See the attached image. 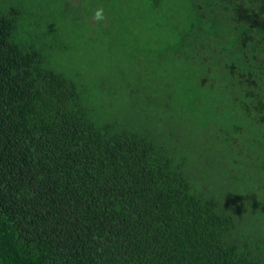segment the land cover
Segmentation results:
<instances>
[{
  "label": "trees",
  "instance_id": "trees-1",
  "mask_svg": "<svg viewBox=\"0 0 264 264\" xmlns=\"http://www.w3.org/2000/svg\"><path fill=\"white\" fill-rule=\"evenodd\" d=\"M3 1L0 264H264V0H164L113 83L73 69L102 0Z\"/></svg>",
  "mask_w": 264,
  "mask_h": 264
},
{
  "label": "rangeland",
  "instance_id": "rangeland-1",
  "mask_svg": "<svg viewBox=\"0 0 264 264\" xmlns=\"http://www.w3.org/2000/svg\"><path fill=\"white\" fill-rule=\"evenodd\" d=\"M18 1L4 0L3 2L5 5H11ZM167 1H177L182 17L185 15L184 0H165L166 3H168ZM73 2L77 3V0ZM103 2L104 0H102L101 6H103ZM163 2L164 0H113L109 8L119 19L117 21L106 20L104 26L112 31L107 42L103 40V35L99 32L103 27V22L100 25L96 22L87 32L82 31L78 40H74L75 44L79 46L75 62H73V69L79 73L78 79L83 80L88 75L96 83L102 82V79L108 83H113L115 82L114 74L117 71L121 73L128 72V70L141 71V67L137 66L136 61L144 58L143 53L147 50L148 44L155 43L156 37L161 39L160 32L157 33L158 27L155 26L154 12L159 10L161 7L159 4ZM91 5L96 4L92 3ZM168 16L171 19V22L169 19L167 21L169 27L175 28L172 14L170 13ZM77 20H75L74 26L83 27L86 20L81 18ZM181 25L182 23L179 27ZM167 40L165 37L164 42ZM62 43H71V41H62ZM75 53L73 52V55Z\"/></svg>",
  "mask_w": 264,
  "mask_h": 264
},
{
  "label": "clouds",
  "instance_id": "clouds-1",
  "mask_svg": "<svg viewBox=\"0 0 264 264\" xmlns=\"http://www.w3.org/2000/svg\"><path fill=\"white\" fill-rule=\"evenodd\" d=\"M104 12H105V10H104L103 6L98 7L92 16L93 21H95L97 23L104 22L107 19Z\"/></svg>",
  "mask_w": 264,
  "mask_h": 264
}]
</instances>
